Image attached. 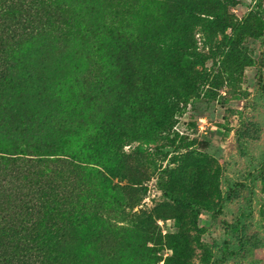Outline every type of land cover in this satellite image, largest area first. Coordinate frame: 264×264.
<instances>
[{
    "label": "trees",
    "instance_id": "trees-1",
    "mask_svg": "<svg viewBox=\"0 0 264 264\" xmlns=\"http://www.w3.org/2000/svg\"><path fill=\"white\" fill-rule=\"evenodd\" d=\"M89 1L0 0V264L70 263L64 249L69 227L77 218L68 189L75 162L97 164L116 175L112 163L123 146L145 140L153 132L151 125L169 129L180 103L196 93L198 83L207 82L196 68L201 61L193 29L201 26L215 36L234 25L227 7L235 0H176L162 26L136 30L111 15L97 17ZM60 21L69 28L61 48H73L85 61L90 59L93 43H115L104 78L109 86L104 97L120 109L105 117L92 108L66 141L59 134L65 123L56 114V106H67L63 95L73 82H85L84 70L70 65L64 51L52 63L51 55L47 59L51 36L47 28ZM246 34L259 36L251 28ZM228 54L243 58L238 45H229L224 55ZM62 75V83L56 85L54 79ZM26 93L35 109L25 108ZM86 94L80 93V98ZM118 170L130 184L126 192L132 208L139 194L134 185L141 179L124 165ZM169 183L177 188L175 194H168L177 205L160 207L157 216L172 218L178 229L168 236L172 250L168 261L187 264L191 254L184 209L207 203L211 178L197 166L193 176L170 169ZM120 208V219L128 220L144 246L148 242L153 248L162 246L163 237L151 216L131 213L132 209L127 212L122 204ZM153 248L146 246L150 253Z\"/></svg>",
    "mask_w": 264,
    "mask_h": 264
},
{
    "label": "rangeland",
    "instance_id": "rangeland-1",
    "mask_svg": "<svg viewBox=\"0 0 264 264\" xmlns=\"http://www.w3.org/2000/svg\"><path fill=\"white\" fill-rule=\"evenodd\" d=\"M175 1L89 3L97 17L111 15L119 24L136 30L162 26ZM227 11L234 25L225 32L211 36L201 26L192 31L201 61L196 68L207 82L198 83L196 93L180 103L169 129L151 125L149 131L153 132L145 140L127 142L112 163L114 176L106 167L93 163L75 162L71 168L73 182L68 189L77 218L69 227L64 249L69 264H150L149 259L155 261L152 264H171L168 236L178 229L172 218L157 216V209L177 205L168 196L170 191L177 192L169 183V170L182 169L193 176L196 166L210 176L211 189L206 204L184 209L191 254L187 264H264V0H235ZM63 23L47 28L51 32L47 59L51 55L52 63L64 51L70 65L84 70L81 79L85 82H73L63 95L67 106H56V114L65 123L59 134L66 141L92 108L105 117L116 115L120 109L104 97L109 90L104 78L115 43H93L90 59L85 61L73 53V48H61L62 36L69 34ZM248 28L259 36L249 37ZM229 45H238L243 58L237 60L231 54L227 58L224 53ZM61 77L65 76L54 79L56 85L62 83ZM80 93L87 94L80 98ZM24 99L26 109H35L28 93ZM123 165L141 179L134 185L139 194L132 208L126 192L130 184L118 170ZM121 204L127 212L132 209L131 213H146L154 219L163 237L162 246L153 248L148 242L152 253L146 249L128 220L120 219Z\"/></svg>",
    "mask_w": 264,
    "mask_h": 264
}]
</instances>
